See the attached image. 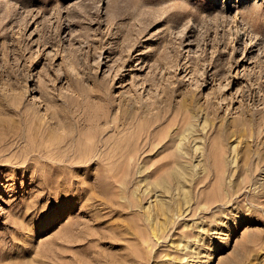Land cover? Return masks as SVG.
I'll return each instance as SVG.
<instances>
[{
	"label": "rangeland",
	"instance_id": "374dc122",
	"mask_svg": "<svg viewBox=\"0 0 264 264\" xmlns=\"http://www.w3.org/2000/svg\"><path fill=\"white\" fill-rule=\"evenodd\" d=\"M53 103L112 161L4 151L0 264H264V0H0V139Z\"/></svg>",
	"mask_w": 264,
	"mask_h": 264
},
{
	"label": "bare ground",
	"instance_id": "6f19581e",
	"mask_svg": "<svg viewBox=\"0 0 264 264\" xmlns=\"http://www.w3.org/2000/svg\"><path fill=\"white\" fill-rule=\"evenodd\" d=\"M74 92V91H73ZM72 93V92H71ZM77 93V92H76ZM78 94V93H77ZM75 94V95H77ZM79 95V94H78ZM70 96V95H69ZM54 105V103H53ZM55 106V105H54ZM56 107V106H55ZM53 108V106H52ZM64 109V108H63ZM50 114L48 115V117L50 116V119L51 120H54L53 123H55V125L59 128H63L65 130V125L66 123L64 122L65 119L64 118V115L62 116V113L60 114V111L59 109H52L50 110ZM63 111V110H62ZM17 112H21V113H18V115L21 117V119L23 120V126L21 125L18 129H16L13 134H11L13 136V139L14 141L11 143L10 146H7V141L5 139H0V160L2 158L5 159V157H2L4 151H6L7 149H10L13 144L18 141H25L26 142V145L28 147V155H30L29 158H24L22 161L20 160H16L15 161V165H26V166H37V163L38 161H42L44 159V161L46 160L49 164H50V167H51V170L52 171H57L59 168H64L66 163L68 162V160H73V162H80V161H84L85 159L87 160V157L89 156V159L92 158V157H95L99 162L100 161H107L106 165H110L111 161H112V157H113V154H111V150L110 151H107V150H104L103 148H97V146H89L87 148V150L89 151L87 153L86 156H84L83 152H82V148H81V142L80 141H75V135L76 133L72 132L71 135H70V131H67V129L64 131L65 133L63 134H54L53 130L52 129H48V127L50 126H46L44 121L42 120H39L37 119L36 117H34L32 115V113L30 112H23L20 108L17 109ZM65 112V111H64ZM73 113V112H72ZM70 114L71 112H68V114H66L68 117H70ZM197 113H193L194 117L197 118ZM76 115V114H75ZM206 115V114H205ZM89 116V115H88ZM203 116V115H202ZM208 116V115H206ZM42 117V116H41ZM66 117V116H65ZM67 117V119H69ZM84 117H85V113H84ZM87 117V116H86ZM45 118V117H44ZM207 119V117H205ZM205 118H203L204 120H206ZM46 119V118H45ZM48 120V119H47ZM80 120V119H78ZM82 120V119H81ZM83 121V120H82ZM85 122V121H84ZM109 122V121H108ZM113 122V121H111ZM207 121H205L204 123H206ZM110 123V122H109ZM202 123V125L204 124ZM48 124V123H46ZM208 125V124H207ZM71 127V126H70ZM80 127V126H78ZM74 128V127H72ZM206 129V127H205ZM204 129V130H205ZM151 137V132L148 133ZM184 136V134H183ZM82 137V132L81 130L78 129V137L77 138H81ZM150 139V138H149ZM185 139V137L183 138ZM182 139V140H183ZM79 140V139H77ZM69 141H71V147L67 148V145H69ZM104 141V140H103ZM102 141V142H103ZM193 141V140H192ZM183 142V141H182ZM191 142V141H190ZM21 143V142H20ZM24 143V142H23ZM92 143V142H91ZM89 143V144H91ZM104 145H107V142H103ZM109 143V142H108ZM186 143V141H185ZM184 142L183 143H180L178 144V153L180 156H183V157H188L190 155H195L193 150H196L195 148H192V152L193 154L189 151V148L188 146L185 144ZM188 143V141H187ZM193 142L190 143V145L192 144ZM19 144V143H18ZM17 144V145H18ZM196 144V143H195ZM189 145V144H188ZM189 145V147H190ZM197 145V144H196ZM205 145V144H204ZM20 146V145H19ZM103 146V145H102ZM192 146H194L192 144ZM203 146V145H201ZM100 147V146H98ZM14 149V148H13ZM97 149H99V152L97 151ZM206 149V148H205ZM15 150V149H14ZM176 150V151H177ZM200 150V149H199ZM203 150V149H202ZM201 150V151H202ZM235 150V148H234ZM11 151V149H10ZM198 151V150H197ZM12 152V151H11ZM199 152V151H198ZM204 152V151H203ZM202 152V153H203ZM206 153L207 150L205 151ZM235 152V151H233ZM17 153V152H16ZM200 153V152H199ZM201 153V154H202ZM6 154V153H5ZM235 154V153H234ZM196 156V155H195ZM202 156V155H201ZM200 156V157H201ZM192 157V156H190ZM236 157V156H235ZM194 158V157H193ZM198 158V157H196ZM2 159L3 161H7L8 163L10 162V159L7 158V159ZM88 159V160H89ZM94 160V158H92ZM192 159V158H191ZM236 159L238 160V158L236 157ZM234 159V160H236ZM93 160H91L90 162H92ZM95 161V160H94ZM233 161V160H232ZM174 161H172L173 163ZM189 161L184 159L183 161H177L175 162V168H174V171H173V176H174V179L177 183H183L184 185H189L191 186L192 184V178L194 176L193 173L189 172L188 170H191L193 171L192 167L189 165L188 163ZM236 162V161H235ZM234 162V163H235ZM5 163V162H4ZM82 163V162H80ZM3 164V163H2ZM7 164V163H6ZM5 164V165H6ZM77 164V163H76ZM93 164V163H92ZM91 164V165H92ZM153 164V163H150V165ZM236 164V163H235ZM22 165V166H23ZM71 165V164H70ZM86 165V164H85ZM162 165V164H161ZM160 165V166H161ZM8 166V165H7ZM11 166V165H10ZM147 166V165H146ZM163 166V165H162ZM161 166V167H162ZM198 166V165H197ZM44 167V166H43ZM159 167V166H158ZM157 167V168H158ZM159 167V168H161ZM14 168V167H12ZM36 169V167H35ZM18 170V169H17ZM14 171V170H13ZM157 171V170H155ZM154 171V172H155ZM160 172V171H159ZM158 172V173H159ZM148 174V173H147ZM44 175V174H43ZM57 175V174H56ZM152 175V174H151ZM41 176V175H40ZM154 176V175H153ZM55 177V176H54ZM151 177V176H149ZM41 178V177H40ZM45 179V177H43ZM157 184H165L164 182L162 181H156ZM67 183V182H66ZM50 184V183H49ZM72 184V183H71ZM67 185V184H66ZM165 186V185H163ZM165 192V190H164ZM163 192V196L161 197V199H159L160 203L158 204H154L157 208L156 209H149V214L147 217L146 220H151V213H155V216L158 214H160V211L163 213L164 212V209L166 208L165 206V202L167 200L166 197L168 196L166 193ZM161 195V194H160ZM154 206V208H155ZM151 207V206H150ZM153 210V211H152ZM152 211V212H150ZM147 212V213H148ZM154 217V215L152 216ZM156 218V217H155ZM153 220V219H152ZM155 220V219H154ZM151 224V223H150ZM151 231L153 232L152 236L156 237L157 234L155 233V231L153 230V228H151ZM147 238H144V241H146ZM158 239V237H157ZM144 246V244H143ZM142 260V258H141ZM144 262V261H143Z\"/></svg>",
	"mask_w": 264,
	"mask_h": 264
}]
</instances>
